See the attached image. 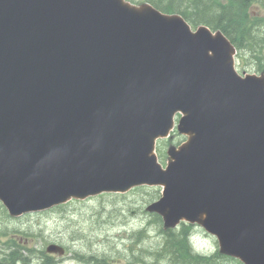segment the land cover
I'll use <instances>...</instances> for the list:
<instances>
[{
	"label": "water",
	"instance_id": "obj_1",
	"mask_svg": "<svg viewBox=\"0 0 264 264\" xmlns=\"http://www.w3.org/2000/svg\"><path fill=\"white\" fill-rule=\"evenodd\" d=\"M236 54L221 31L147 2L0 0L9 216L156 186L146 211L165 230L196 224L220 254L264 264V73L240 75ZM175 124L186 141L163 167L156 142Z\"/></svg>",
	"mask_w": 264,
	"mask_h": 264
},
{
	"label": "rangeland",
	"instance_id": "obj_2",
	"mask_svg": "<svg viewBox=\"0 0 264 264\" xmlns=\"http://www.w3.org/2000/svg\"><path fill=\"white\" fill-rule=\"evenodd\" d=\"M143 0H133L140 4ZM144 2V1H143ZM252 13L263 17L261 9L255 7ZM237 70L240 74H259L248 57ZM171 140L159 141L156 153L159 162L166 164L168 145L178 146L185 138L177 133ZM161 187L139 186L126 193H103L85 200H70L66 204L11 218L3 212L0 204V253L4 245L14 241L19 244L20 255L29 264H41L43 254L58 264H94L90 256H107L117 264H167L158 259L148 260L142 251H152L162 240L152 214L145 207L161 196ZM195 250L203 255L218 251L214 237L195 226L192 230ZM50 244L65 250L62 256L48 255ZM84 257V258H81ZM80 257V258H79ZM140 257V258H137ZM224 264H234L227 263Z\"/></svg>",
	"mask_w": 264,
	"mask_h": 264
},
{
	"label": "trees",
	"instance_id": "obj_3",
	"mask_svg": "<svg viewBox=\"0 0 264 264\" xmlns=\"http://www.w3.org/2000/svg\"><path fill=\"white\" fill-rule=\"evenodd\" d=\"M132 3L133 0H128ZM164 13H177L193 27L205 25L211 30L221 31L235 46L237 61L242 66L248 59L255 64L257 73L264 72V0H143ZM140 1V2H143ZM136 3V2H135ZM259 8L263 17L252 13L253 8ZM3 209V208H2ZM3 212L6 211L3 209ZM155 224L162 225L161 218L152 214ZM194 226L181 223L175 229H159L162 237L159 245L152 251L144 252L148 260L158 259L167 264H241L238 260L220 255L218 251L211 255L197 253L192 246L190 236ZM17 248L0 255V264H29L26 258L18 254L17 243L11 241ZM43 256L41 264H58L47 255ZM81 258H84L81 256ZM140 258V257H137ZM94 264H117L107 256L87 258ZM144 264H150V261Z\"/></svg>",
	"mask_w": 264,
	"mask_h": 264
}]
</instances>
